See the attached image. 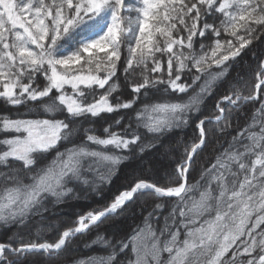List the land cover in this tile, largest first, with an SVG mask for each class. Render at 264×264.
<instances>
[{
    "label": "snow or ice",
    "instance_id": "6c2138e0",
    "mask_svg": "<svg viewBox=\"0 0 264 264\" xmlns=\"http://www.w3.org/2000/svg\"><path fill=\"white\" fill-rule=\"evenodd\" d=\"M257 42L264 0H0V103L24 109L0 113V227L17 229L0 264L56 261L93 230L87 247L107 254L69 264H264V53L202 112ZM249 105V122L191 182ZM186 127L194 135L165 178L138 177L63 228L45 223ZM145 196L151 210L129 235L98 231Z\"/></svg>",
    "mask_w": 264,
    "mask_h": 264
},
{
    "label": "trees",
    "instance_id": "16d2710c",
    "mask_svg": "<svg viewBox=\"0 0 264 264\" xmlns=\"http://www.w3.org/2000/svg\"><path fill=\"white\" fill-rule=\"evenodd\" d=\"M253 53L257 56L264 53V43L257 42L252 46V51L248 52L238 64H236L230 71L231 75L228 80L217 86L215 95L207 99L205 104L202 106V112L208 114L213 110L215 100L226 93L229 84L234 81V78L239 74L243 76L244 79H251V67L254 62L252 60ZM176 99V97H171ZM186 99V97H184ZM157 98L153 97L145 103L154 102ZM141 105H137L140 107ZM17 111L23 112L24 109H13L9 108L3 103H0V113H15ZM244 115L236 114L237 119H233L232 131L223 135L218 136L219 144L213 140L209 143V146L201 153L198 158L195 170L191 173V182L195 183L199 179L200 170L203 166H206L209 161L216 154L219 149V145L223 144L227 147L226 141L231 139L235 132L246 125L249 122V118L253 114V106L249 105L243 109ZM114 117H107L108 121ZM101 124L103 121L100 122ZM194 135V130L192 127H186L183 129L174 130V132L168 134L163 138L164 147L156 152L149 153L141 161L138 158H133L131 161L127 162L121 167L118 175L115 177L112 184L107 185L103 188L101 194L89 193L85 195L83 192L79 194V198L69 199L65 204L60 205L52 209V213L48 214L47 221L45 223H52L58 225L60 228L68 226L71 222L81 213L86 212L90 208H95L97 206L106 203L112 196H114L119 190H122L129 183L138 177H144L148 179H159L165 178L168 173L171 172L173 161L179 156L180 152L183 150V145L192 139ZM150 138V137H149ZM65 145H61V150ZM55 155V152L51 153L46 159L51 160ZM193 195H198V193H193ZM145 207V211L141 212V206ZM152 199L149 196L142 197L136 205L131 206L128 211L124 214L115 217L113 220L108 221L106 224L102 225L98 230L104 235L112 236L116 234L117 238L129 235L133 229L138 225H142L143 216L147 214V211L151 210ZM39 219L34 218L30 222V229L34 230L38 224ZM17 229L15 226L4 228L0 227V242L5 241L9 236H11ZM97 230H93V233L89 236L75 240L72 245L68 248L67 252L61 256L56 261H49L41 255H35L30 257L25 264H69L71 261L79 260L82 258H87L92 255H106V251L100 246H94L91 248L87 247L88 241L95 237ZM57 232L53 231L47 235L49 241L55 239ZM164 259H167L165 254Z\"/></svg>",
    "mask_w": 264,
    "mask_h": 264
}]
</instances>
